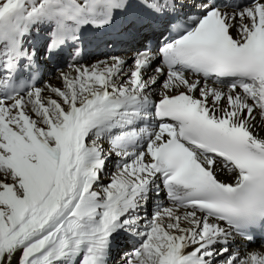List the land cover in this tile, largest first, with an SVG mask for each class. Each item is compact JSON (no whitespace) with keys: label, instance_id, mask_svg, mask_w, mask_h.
I'll use <instances>...</instances> for the list:
<instances>
[{"label":"snow or ice","instance_id":"obj_1","mask_svg":"<svg viewBox=\"0 0 264 264\" xmlns=\"http://www.w3.org/2000/svg\"><path fill=\"white\" fill-rule=\"evenodd\" d=\"M0 264H264V0H0Z\"/></svg>","mask_w":264,"mask_h":264},{"label":"bare ground","instance_id":"obj_2","mask_svg":"<svg viewBox=\"0 0 264 264\" xmlns=\"http://www.w3.org/2000/svg\"><path fill=\"white\" fill-rule=\"evenodd\" d=\"M87 35L89 37V42L86 45V50H87V48H91L95 44L98 45V47H99V50H97L94 53L95 55H93V56L86 54V50H85V54L88 56V58H90V59H94V58H97V57L103 58L105 55L115 54L109 47L105 46V44L103 42L104 41V34L103 33H92V32H89V33H87ZM41 43L42 42L38 41V45L41 44ZM56 60H57L56 65L57 66H62L66 61L70 60V57H69L68 54L66 56L61 54L60 56L56 57ZM46 67H47V65H46ZM251 247H259V244L255 243Z\"/></svg>","mask_w":264,"mask_h":264}]
</instances>
